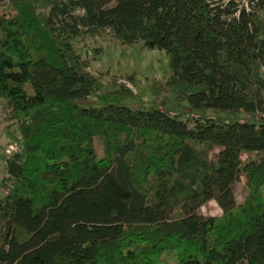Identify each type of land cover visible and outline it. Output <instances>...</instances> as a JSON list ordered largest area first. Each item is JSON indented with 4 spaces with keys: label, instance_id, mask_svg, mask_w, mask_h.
Here are the masks:
<instances>
[{
    "label": "trees",
    "instance_id": "1",
    "mask_svg": "<svg viewBox=\"0 0 264 264\" xmlns=\"http://www.w3.org/2000/svg\"><path fill=\"white\" fill-rule=\"evenodd\" d=\"M0 1V100L20 143L0 181V264H264V124L91 106L74 47L141 43L168 59L153 94L264 118V0ZM209 201L219 216L199 214Z\"/></svg>",
    "mask_w": 264,
    "mask_h": 264
},
{
    "label": "rangeland",
    "instance_id": "2",
    "mask_svg": "<svg viewBox=\"0 0 264 264\" xmlns=\"http://www.w3.org/2000/svg\"><path fill=\"white\" fill-rule=\"evenodd\" d=\"M0 14H12L6 1H0ZM74 47L82 60L89 61V65L85 68L88 74L85 76L94 80L97 85V90H94L87 100V104L91 106L97 108L118 106L141 111L160 110L168 115H178L182 119L197 118L209 126L227 127L233 123L264 124V118L260 114L253 116L242 113L229 115L213 110L195 112L186 103H175L165 94H153L151 89L154 83H164L170 76L168 59L164 52L142 49L141 43L132 46L123 45L107 36H99L85 41L75 40ZM96 49H99L101 53L95 57L94 50ZM120 85H124L134 95L124 97L115 94L120 89ZM8 111V103L0 100V181L6 176L5 159L16 152L14 151L16 146L18 148L20 146L17 140L18 133L12 130L5 131L3 119ZM97 150L100 155V149ZM217 151L215 150L214 153ZM245 158L246 155H243L241 160ZM1 189L0 198L4 196ZM245 192V185L241 178L234 188L237 203L243 201ZM198 212L203 216H219L221 214L215 201L202 204ZM169 261L173 262L171 258Z\"/></svg>",
    "mask_w": 264,
    "mask_h": 264
},
{
    "label": "built area",
    "instance_id": "3",
    "mask_svg": "<svg viewBox=\"0 0 264 264\" xmlns=\"http://www.w3.org/2000/svg\"><path fill=\"white\" fill-rule=\"evenodd\" d=\"M129 88H131V87L129 86ZM17 140H18V139H17ZM14 151H16V152L18 151V147H17V146H16V149H14ZM16 152H15V153H16ZM1 192H2L3 194L5 193L4 190H1Z\"/></svg>",
    "mask_w": 264,
    "mask_h": 264
}]
</instances>
